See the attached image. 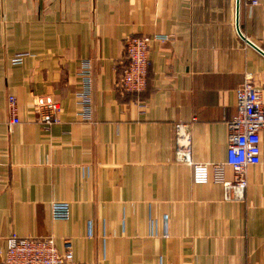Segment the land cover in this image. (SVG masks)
Segmentation results:
<instances>
[{
	"label": "crops",
	"instance_id": "crops-1",
	"mask_svg": "<svg viewBox=\"0 0 264 264\" xmlns=\"http://www.w3.org/2000/svg\"><path fill=\"white\" fill-rule=\"evenodd\" d=\"M236 16L237 0H0V264L12 234L61 252L68 241L79 264H264V135L243 200L195 185L175 160V125L187 123L193 162L225 163L246 75L264 97V56ZM239 27L264 52V0H240ZM156 34L170 41L152 45L148 89L123 94L125 39ZM45 96L62 107L49 130L33 110ZM55 202L70 204L69 221L53 219Z\"/></svg>",
	"mask_w": 264,
	"mask_h": 264
},
{
	"label": "built area",
	"instance_id": "built-area-1",
	"mask_svg": "<svg viewBox=\"0 0 264 264\" xmlns=\"http://www.w3.org/2000/svg\"><path fill=\"white\" fill-rule=\"evenodd\" d=\"M253 9L259 0H247ZM170 36H129L124 41L127 65L117 84L123 94H137L148 89V78L151 68V48L155 42H168ZM23 56L14 58V64L22 63ZM80 76L82 89L78 92L80 117L84 121L92 116V65L89 61L82 64ZM237 114L229 122V148L227 161L221 164H196L191 156V125L178 123L175 125L174 151L175 160L179 164L191 167L193 182L197 186L208 184L220 185L225 201L243 200L248 188L247 171L258 163L261 156L262 135H264V97L262 90L255 84L251 74L245 76L244 82L236 92ZM34 113L38 120L49 130L61 123L62 107L51 97H37L33 102ZM11 126L21 123L17 99L9 98ZM1 167V162H0ZM227 168L234 174L233 180L227 179ZM71 206L67 202H55L52 205L54 220L69 221ZM8 247L4 256V264H79L75 261L71 243L66 241V249L61 252L53 238L33 239L21 238L12 234L8 239ZM93 264V263H84Z\"/></svg>",
	"mask_w": 264,
	"mask_h": 264
},
{
	"label": "water",
	"instance_id": "water-1",
	"mask_svg": "<svg viewBox=\"0 0 264 264\" xmlns=\"http://www.w3.org/2000/svg\"><path fill=\"white\" fill-rule=\"evenodd\" d=\"M239 6H240V0H237V16H236V29L239 34V36L247 42L248 45L256 49L259 53H261L264 56V52L257 48L255 45H253L251 42H249L241 33L240 27H239Z\"/></svg>",
	"mask_w": 264,
	"mask_h": 264
}]
</instances>
